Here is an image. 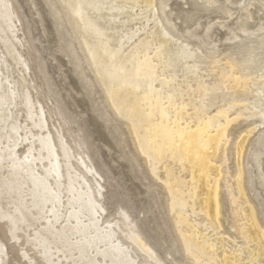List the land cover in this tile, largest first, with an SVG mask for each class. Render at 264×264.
Returning <instances> with one entry per match:
<instances>
[{
    "label": "bare ground",
    "instance_id": "obj_1",
    "mask_svg": "<svg viewBox=\"0 0 264 264\" xmlns=\"http://www.w3.org/2000/svg\"><path fill=\"white\" fill-rule=\"evenodd\" d=\"M56 1H58L61 7L60 13L62 14V17H64L68 21L71 27V30L74 34V37L78 41L80 51L83 53L85 57V63L88 66V69L92 72L96 84L101 88L102 93L105 97V101L109 104V107L111 108L115 116L118 117L120 120L127 123L130 134L133 138L134 144H136L138 152H140L141 154L145 156V160L152 174H156V172L157 171L159 172L160 170L163 171L164 173L163 184H164L167 196L169 198L168 200H170L171 202L170 209L176 216V225L180 231H183V232L186 231V233L187 232L190 233V235H186L185 233H182L181 235L184 241L183 244H185L186 246L185 250L191 256H193L195 260L197 258L198 260L203 262L205 260V258L203 257H206V259L207 258L210 259V260L207 259L209 262L210 261L215 262L216 260L213 259L214 257H211V256L216 254L215 253L216 251L222 250V247H225V243L227 242L226 239L224 238L226 236H223L221 233V224H220V216H221L220 210L221 209H220V200H219V196H220V184L219 183L221 182L222 179L227 178L226 175L228 174L226 171L223 172L222 170H220L221 168H218L215 163L218 157V154L220 153L221 150H224V147L226 146L224 142L226 143L227 133H228V129H227L228 125L224 126L221 123L223 122L221 120H223L225 114L227 115V113L225 112H232V111H235L236 109L238 111L237 112L238 114L236 113L238 120L249 118L248 120H257V121L260 120L264 124V37L262 36L261 40H259L258 42L257 41L254 42V45L252 48L249 46L250 48L240 49V51L238 50L239 48L237 47L239 44L235 43V44H238L236 46V48H238L236 49V51L238 50L237 55L238 56L241 55V59L235 58L234 60H232V63L230 64V66L228 64L227 67L224 65L225 67L223 69L222 68L218 69L219 71L217 73L216 78L214 79V82L208 85L204 81H200L198 77H197L198 79H195L196 77L195 75H197V73L198 74L200 73L199 70L204 68L203 65H206V64L202 65L201 63V66L203 67H201L200 69L199 67L200 64L198 65L199 62L197 60L199 58L197 55L198 52L197 53L194 52L196 49L194 51H192L193 50L192 49L189 52L186 46L184 45L179 48H175L174 46H176L177 44L173 45L174 41L172 40V37H173L172 34H170L167 31H162L163 29L160 30L159 26L161 25L159 24H158L159 26L157 27L156 31H150L148 32L147 36L144 35V38L146 37L144 41L143 40L142 42L137 41L139 44L133 45V46H126L124 44L125 40L128 38L130 39L131 35L134 34V32L140 33L138 30H141V32L143 31L142 30L143 25H141L140 27L129 29L128 26H130V24L127 25L126 21L132 20L133 22V20H137L142 23L144 19H147V16L148 14H150V11L153 10L152 9V4L154 3L153 0H146V1H149L148 3L149 5H146L147 8L145 7L146 9L144 11L136 15H135V10H133V7H131L132 11L130 9V3H129L130 0H56ZM189 1L190 0H188V2ZM262 1H263L262 6L264 8V0ZM214 2H217V1L214 0ZM200 3L204 4V0H195L192 6L193 7L195 6V9H196L197 6L198 7L200 6ZM207 3L208 2H206V4ZM212 6L214 7V4H212ZM212 6H207L205 10L203 8L202 10H204V12L205 11L207 12L210 9L211 11V8H208V7H212ZM257 6L260 7V5H257ZM193 7L191 8L193 9ZM214 8H216L215 12L217 13V12H220L219 9L223 12L222 8L224 9L225 7L215 6ZM228 8L226 7V9L229 11L230 8L229 9ZM153 11L155 12V10ZM212 11H214V9H212ZM188 12L186 13L188 14ZM193 14L190 13L187 16V18L191 19L197 16ZM224 14L229 15V13H224ZM122 17H125V19L127 18V20L122 22L124 20ZM196 19H199V18H196ZM137 21H135L136 24H137ZM6 22H8V24L10 22L9 24L10 29L11 27H14L13 29H15V27L16 29L18 28L17 31H18V34H20V36L19 35L17 36L18 39L20 40V42H23L25 44V46L24 44L23 46L26 48V50L27 48H30L28 47L27 42L24 41V39L26 40L25 33L22 29L21 20L19 18V15L17 14L16 7L14 3L12 2V0H0V36H2L4 40L6 41L7 49L4 48V50L6 49L5 53L7 56L6 55L5 56L7 57V61L10 62V64L12 65L14 69H17L16 71H19L20 73H22V70L25 68L23 69L22 67L20 68V65L23 66V64H21L22 61L20 62V59H19L20 55L17 53L18 52L16 50L17 48L13 45V40H12L13 35L12 37L10 36V33H12V31L9 30L8 26L6 25L7 24ZM147 24L148 25H145V26H149V23ZM250 39H251V36H250ZM5 41L3 42L5 43ZM152 41L160 43L159 45H162V48L166 50L167 57L165 60L168 64L167 67L169 68V69L167 68V70L170 73H168L167 70H166L167 74L163 72L164 70L162 72H159L156 70L157 67L155 66V64L154 65L149 64L151 63L150 59L154 60V55L157 53H160V52L155 53L156 51H154L155 54L153 55V58H151L152 56L149 57L150 52H151L150 47L152 46V43H153ZM245 41H246V37H245ZM253 41H255V39ZM128 43H129V40H128ZM16 44H18L17 41H16ZM255 45H258L259 48H256ZM227 48H229V46ZM157 49L160 50V48H157ZM254 49H259L260 52L256 55H252L251 53L253 52ZM231 51H232V47H231ZM228 54H232V52ZM114 57L115 59L116 58L117 59L114 60ZM212 59L215 60L214 58ZM237 59H239L240 61ZM162 60H163V57H162ZM1 61H0V139L2 138L3 140L4 138L6 140L4 141L5 143H3L2 148H4V150L9 151L10 149H15L16 146L17 147L19 146L18 144L20 140L22 141L23 139V138L21 139L22 132L20 128V125L22 124V122L20 125L18 124L19 122L18 123L15 122V120H18V119H14L15 114H16L15 112H17V110L19 111L21 110V113L22 111L24 113L26 112L29 118L30 124H31L30 125L28 121V124L30 126L29 128L37 129L38 136H35L34 138L39 139L38 144L40 143L39 144L40 147L38 146V149L35 150L37 151V153H35L36 157H33V156L32 157L36 158L35 160L36 162L34 161L35 163H37V161L40 160L39 165L41 164V166H43L42 169L44 170L42 174L38 167L37 169L39 173H41V175H38L36 173L37 169L35 171V173L37 174L36 175L31 167L32 164L31 163H29L31 165L25 164L27 161H25L24 158H22L20 162L23 159L24 160L17 165H15L14 163L12 164L11 162V165H13L14 167H10V169L7 171L6 169L9 167L7 168L6 166L3 167V168H6L5 169L6 176L5 175L0 176V199L2 198V196L3 198H5L4 196L8 195L9 201L6 198L7 204L5 205L4 203L1 204L0 208L2 211L9 213L10 218L6 220L8 221L7 225H9V229L13 225H17V226L20 225V224H17V222L20 220L25 221L26 218H29V217L32 218V215L34 213H36V216H38V214L41 213L42 214L41 216L45 217L44 219L45 222H44L42 221L43 219L40 216V218L42 219L41 221L42 223L44 222V224L48 222L51 223V221L58 219V216H60L61 214V213L58 214V212L61 210L60 207H62V203H63L62 194L63 193L65 195L67 194L65 193V190L68 191V194L63 197V199L65 200L64 204H66V208L62 207L64 211L63 212L64 214L62 215L64 216L66 215L67 217V213L69 212V210L70 209L74 210L75 209L74 207L76 205L78 207L79 206L81 207V205H78V204L81 201L83 202L84 199L86 198L87 200H90L91 202L93 201L96 204L95 206L96 209L91 214L92 215L91 218L93 219L92 222L93 223L95 222L97 224L98 222L101 221V217H100L102 213L101 209L102 210L104 209L101 208L99 205V200H98L99 191H97L95 188V186L97 187V184L95 186L93 185L95 184L94 182L95 179L92 177L93 171H94L93 167L91 163H89V161H87V159L85 158V157L89 158L88 153L84 152L83 155H79V160L81 161L80 164L82 165L83 169H85V174L84 173L80 174L78 170L74 169V166L72 164L73 159H74V151L78 149L79 150L82 149L80 138L77 135L76 137H72V138L67 137V133L70 130L67 128L68 122L65 119H60V122L56 123L58 125L53 127V129H50L48 127L47 122L49 121V116L53 117V113L50 112V110L49 112H46V110L43 107L41 108L38 100L36 99L37 97L33 98L34 96V95L32 96L33 88L31 89L30 83L25 78L23 79L20 77L17 80L16 83L19 88L18 90L19 94L18 93L14 94V92H16L15 90H17V87H16L13 94L14 95L18 94V98H17V95L16 97H14L13 94L11 93V91L13 90H10V91L8 90L7 85L5 83L6 81H4L6 80V78L4 79L2 76V71H4L3 70L4 64ZM205 63H208V61ZM215 63L216 64L214 63L213 64L214 65L218 64L217 61ZM212 67L213 65L212 66L210 65V68ZM211 73L214 74L213 71ZM179 77L180 79L178 80ZM191 77H194V78L191 79ZM186 79H190L192 81L194 80V82L195 80L197 81L199 80L201 82L200 84H198L199 82L197 81H196L197 84L195 83L196 87H199V89L198 90L196 89L195 94L193 93L194 100L193 99L191 100H193V102H195L194 104H196V106H194L192 103L194 108L196 107L195 108L196 111L194 109L195 113H193L190 117L188 116V113L185 112L186 107H182V109L185 108L184 111L182 109L176 108V107H179L177 104L180 103V102L176 103L177 99H179V97L181 98V96L186 92L185 88L188 87L186 84L189 80L187 81ZM7 80H8V77H7ZM7 82L9 83L8 86H10V82L9 81ZM12 86H10V89ZM184 86H187V87H184ZM186 93H189V92H186ZM185 96H188V95H185ZM15 98H17V100ZM218 100H221V103L223 102V105L218 107V113L215 116L208 119L206 116L209 114L210 110L213 109L212 108L213 105L217 104ZM182 101L183 100H181V102ZM170 103L173 104L172 108L170 105L167 107V105ZM10 104L15 105L14 106L15 108L12 110H16V111L10 112V108H8L10 107ZM190 104L191 103H189V105ZM186 105L187 104H185V106ZM177 109L180 111H177ZM187 118H190V119H187ZM169 122L171 124H169ZM225 124H226V121H225ZM254 127L255 128L249 130V133L255 130L257 128V125H255ZM27 130H25L26 133L23 130L25 134L28 133ZM35 132L36 131H33V133ZM25 137L24 139H26ZM30 137L28 138V140L30 139ZM30 140L32 143V139ZM247 142H248V136H243L240 143L236 146L237 147L236 155H237L238 162H239V174H238L239 176H238V179H236L238 180L237 182L238 186L237 188H235L236 190H234L233 187H231V185L230 186H227L226 184L224 185H226V189L228 188L227 194L229 197V201L231 200L230 202H232V205H234L233 210H232V215L234 217V223H235V227L237 228V232H239L240 234L239 235L240 238L247 240L246 243H248L249 245H254L256 248H259V253L261 256H263L264 255V233L257 221L254 209L247 202L246 194L243 189V185L241 184L242 169L240 168V166H241L242 158L244 156V149H245ZM8 151H3V152L8 153ZM0 154L3 155L2 152H0ZM6 155L7 154H5V156ZM5 156H4V159H5ZM9 157L11 158V156ZM28 158H30V156ZM0 159H2L1 156H0ZM1 161L2 160H0V162ZM11 161H13V159ZM16 161L18 160H15L14 162ZM225 162L226 160L224 158L223 163ZM4 163L6 162L4 161ZM9 164H6V165H9ZM37 164H34V168ZM24 165L25 166L27 165L26 168H24ZM42 169L41 171H43ZM1 172L3 173V170L2 171L0 170V173ZM93 179H94L93 181L94 183L92 184ZM223 181L225 183L226 180H223ZM37 184L40 186V188L38 190L35 189L36 193L35 191L33 193L35 185L38 186ZM235 184H236V181H235ZM61 190H64V192L62 193ZM236 191L238 194L236 193ZM236 196H240L238 201L235 200L237 199ZM240 200L242 201V203H245L244 205L246 206H240L239 204V202H241ZM235 201H237L238 204ZM82 202L80 204H82ZM85 202L86 200L83 202V205L85 204ZM88 205H91V204L89 203ZM93 206H90V207L93 208ZM43 210H45L46 216L43 215L45 214ZM77 210L74 212H77L78 214ZM71 212L69 213L70 215H71ZM74 212L72 215L75 214ZM83 212H84V209H83ZM64 216L62 219L65 218ZM75 216L72 217L71 220H73ZM102 217H103V214H102ZM197 217L198 218L201 217L204 219V221L202 222L204 223L202 227H203V230H205L207 233H204V234L198 233L199 231L197 230L196 227H195L196 229H191L192 226L190 224H192V222L190 223V221L191 220L193 221V219ZM33 218H36V220L39 219V218L37 219V217H33ZM91 218L90 219L88 218V220L91 221ZM62 219H60V221ZM75 220L76 218L74 219V221ZM80 220L81 219L79 218L78 221ZM28 221H33V220L29 219ZM58 221L59 219L57 220V223ZM69 221L62 220L63 223L69 222ZM243 221H246L247 223L243 224ZM80 222H83V221H80ZM80 222H78V224ZM89 222H88V225L89 226L92 225V222L91 224H89ZM27 223H30V222H24L26 226L28 225ZM33 223L37 225L39 221L38 222L33 221ZM53 223L54 222H52V225ZM35 224L34 225L32 224L33 225L32 227L36 226ZM96 224H93V227H97ZM117 224L119 223L117 222ZM25 225H23L22 227H25ZM17 226L15 227L17 228ZM30 226L28 225L27 227H30ZM47 226L51 227L50 225H47ZM68 226H69L68 227L69 229L76 227V226L72 227L70 226V224ZM31 228L29 229L26 228V229L30 230ZM44 228H46V226ZM64 228L61 230H66ZM82 228H86V226ZM41 229L39 230V232L37 233L35 232L36 234L33 236L38 238L37 240L41 242L44 241V244L45 242H51V243H54V245H56L55 242L51 238H50L51 239L50 241L49 239H46L49 237L47 236L46 233L42 232ZM189 229L196 231L193 234L194 237L191 234V232L193 233V231H189ZM13 230L14 229H12V231ZM28 230H26L27 231L26 234L22 235V239L25 243L27 242V240H29L28 242L31 243L29 238L32 236V234H30ZM82 230L84 231V229ZM82 230L80 229L79 231L82 232ZM86 230L88 231V229ZM95 230L97 231L98 229L96 228ZM99 230L97 232H100ZM47 231L50 232L51 231L50 228ZM102 232L104 233L103 229H102ZM110 232H107V233L110 234ZM32 233L34 232L32 231ZM56 233L58 234V232ZM107 233L105 229V234ZM112 233L113 232H111V234ZM118 233H120L122 245L117 247L116 246L117 243H115L114 245L116 247H110L107 249L106 254L104 256L109 260L113 257L117 258L116 256L118 255L121 246L126 245L125 241L143 242L142 236L139 235L138 228L134 224H131V221L130 222L122 221L120 223V232ZM57 234L56 235L51 234V235H53L54 238H56L58 236ZM114 234L112 235L114 236ZM64 235L66 236V234ZM99 235L101 236V233ZM62 236L61 238H63ZM57 238L58 240H60L59 237ZM34 239L35 238H33V241H35L34 244H36V240ZM88 240L90 241L93 239H88ZM63 241H64V238H63ZM86 242H87V239H86ZM80 243L82 242H79V244ZM44 244L40 243L41 246L51 245L52 247L51 249L49 247V250L50 251L52 250L53 244H49V243L48 244L46 243V245ZM130 244L132 245V243ZM142 245L144 244L142 243ZM56 247L57 248L55 249L59 248L57 245ZM61 247L59 249H62L64 246L62 248ZM91 247H93V245ZM55 249H54V252L59 253V251L60 252L62 251V250L55 251ZM46 251L47 250H44V252ZM122 251H123V248H122ZM200 253L207 255L208 257L201 256L203 259L201 260ZM54 254H57V253H54ZM83 254L84 252L82 253V255ZM82 255H80V257L77 258V260L79 259L81 261L83 258ZM101 256L103 257V255ZM237 257H239V255L235 253L231 254L230 256L226 255L225 258L222 259V264H237V261H238ZM87 258H86V262L88 261ZM56 259H59V258L57 257ZM83 260L85 261V257ZM96 260H98V258H96ZM73 261H75V259ZM111 261H113V259H111ZM136 261H138L137 258H136ZM56 263H58L57 260H56ZM134 263L136 262L134 261L132 264ZM204 263L206 264V262ZM73 264H77V262L76 263L74 262ZM78 264H85V263L81 262ZM111 264H114V263L112 262ZM120 264H123V263H120Z\"/></svg>",
    "mask_w": 264,
    "mask_h": 264
},
{
    "label": "rangeland",
    "instance_id": "obj_2",
    "mask_svg": "<svg viewBox=\"0 0 264 264\" xmlns=\"http://www.w3.org/2000/svg\"><path fill=\"white\" fill-rule=\"evenodd\" d=\"M192 1L194 2L195 0H190L189 2L191 4L188 2V0H153L154 3L152 4V9L155 10L156 13L153 10H151L150 14H148L147 16V19H144L142 23L137 20H133V22L132 20L126 21L127 18L125 19V17H122L124 19L122 22L126 21L127 25L130 24V26H128L129 29L140 27L141 25H143L142 27L143 31L141 32V30H138L140 33L134 32V34L131 35L130 39L128 38L125 40L124 44L126 46H133V45L139 44L137 41H141V42L142 40L144 41V39L146 38V37L144 38V35L147 36L148 32L156 31L157 27L161 25L159 26L160 30L163 29L162 31H167L170 34H172L173 36L172 40L174 41L173 45L177 44L176 46H174L175 48H179L184 45L186 46L189 52L192 49H193L192 51L196 49L194 52L196 53L198 52L197 53L199 57L197 59L199 62L198 65L200 64L199 65L200 69L203 66L204 68L199 70L200 73L199 74L197 73V75H195L196 77L195 76L194 77L195 79L199 78L200 81H204L206 84L209 85L214 82V79L216 78L217 73L219 71L218 69H221V68L223 69L225 66L227 67L228 64L230 66V64L232 63V60H234L235 58L241 59V55L239 56L237 55L238 50L240 51V49H247L250 47L252 48L254 45V42L256 41L258 42L259 40L262 39L261 38L262 36L264 37V10H263L264 8L262 6L263 1L262 0L260 1L259 0H216L217 2H214V0L212 1L204 0V4L200 3L199 7L201 9L198 6L195 9V6L194 7L192 6L193 5ZM12 2L14 3L17 14L19 15V18L21 20L22 29L25 33V38H26V40L24 39V41L27 42L28 47L30 48H27L26 50V48L24 47L25 44L23 42H20V40L18 39L17 36L18 35L20 36V34H18V31H17L18 28L16 29L15 27V29H13L14 27H11L10 29L9 24L11 21L9 22V24L8 22H6L7 23L6 25L8 26L9 30L12 31V33H10V36L12 37L13 35L12 37L13 45L17 48L15 49L18 51L17 53L20 55L19 59H20V62L22 61L21 64H23V66L20 65V68L21 67L22 69L25 68L22 70V73H20L19 71H16L17 69H14L12 67L10 62L7 61V57H6L7 55L5 53L7 49L6 41L4 40L2 36H0V42H1L0 59L4 60V61L0 60L4 64V68H3L4 71H2V76L4 79L6 78V80L4 81H6L5 83L7 85V88L9 91L13 90L11 91V93L13 94L14 90L17 87V90H15L16 92H14V94L15 93L19 94V91H18L19 88L16 82L20 77L23 79L25 78L30 83L31 89L33 88L32 89V96L34 95L33 98L37 97L36 99L38 100L41 108L43 107L46 110V112H49L50 110V112L53 113V117L49 116V121L47 122L48 127L50 129H53V127L58 125L56 123H59L60 119H65L68 122L67 128L70 131L67 133V137L72 138V137H76L77 135L80 138L81 145H82L81 150L78 149L74 151V159L72 163L74 166V169L78 170L80 174L81 173L85 174V169H83L82 165L80 164L81 161L79 160V155H83L84 152H87L89 158L87 157L85 158L87 159V161H89V163H91L93 170H94L92 177L95 179V181L93 179L92 184L94 182H95V184H93L94 186L97 184L98 188L96 186L95 188L100 193V194L98 193L99 205L104 210L101 209V212H102L100 215L101 221L98 222L99 224L98 223L96 224L95 222L93 223L91 214L96 209L95 208L96 204L93 201L91 202L90 200H87L85 198L84 199V201L86 200L85 204L83 205L84 201L83 202L81 201L82 204H80L81 202L78 204V205H81V207L80 206L78 207L76 205L74 207L75 208L74 210L70 209L71 211L73 210L72 212L69 210V212L67 213V217H66V215L65 216L62 215L64 214L63 208H66V204H64L65 200L63 199V197L68 194V191L65 190V193H67L65 195L63 193L64 190H61V192L63 193V194L61 193L62 200H63V203H62L63 208L60 207L61 212L59 211L58 214L61 213L60 216L62 217L58 216V219H59L58 223H57L58 219L51 221V223L50 222L45 223L51 226L52 222H54L53 225L51 226L52 228L44 224L45 217L41 216L42 214L41 213L38 214L37 212L39 217L36 216V213H34L32 215V218L29 217V218H26V220L23 219L25 221H22V220H20L21 222L18 221L17 224H20L21 226L13 225L9 229V225H7L8 221H6L10 218L9 213L2 211L0 208V264H71V263L73 264L74 262L75 263L77 262V264L81 262L82 263L84 262L85 264H89V263L90 264H97V263L111 264L112 262L114 264H120V263L132 264L134 261L136 262L134 264H150V263L151 264H199L200 262H201L200 264L204 262H206V264L207 263L222 264V259H224L226 255L230 256L233 253L239 255V257H237V260H238L237 264H264V255L263 256L260 255L259 248H256L254 245H249L248 243H246L247 240L240 238L239 236L240 234L239 232H237V228L235 227V223H234V217L232 215V210H233L234 205H232V202H230L231 200L229 201V197L227 194L228 188L226 189V185L227 186L231 185V187H233L234 190H236L235 188H237L238 186L237 185L238 180L236 179H238V176H239L238 175L239 174V162H238V158L236 155L237 154L236 146L240 143L243 136H248V142L246 143V146L244 149V156L242 158L241 166H240V168L242 169L241 184L243 185V189L246 194L247 202L254 209L257 221L264 233V124L263 122H261L260 120H258L259 122L257 120H248L249 118L238 120L237 119L238 111L236 109L235 111H232V112H225L227 113V115L225 114L223 120H221L223 121L221 123L224 126L228 125V128H227L228 133H227L226 143L224 142L226 146L224 147V150H221L220 153L218 154V157L215 163L218 168H221L220 170H222L223 172L226 171L228 174L226 175L227 178L222 179L221 182L219 183L220 184L219 200H220V209H221L220 210L221 233L223 236H226L224 238L226 239L227 242L225 243V247H222V250L216 251L215 252L216 254L211 256V257H214L213 259H215L217 262L216 261L209 262L208 260L210 259L207 258L208 259L207 260L206 257H203L207 255L200 253L201 260H203L202 257L205 258V260L202 262L196 258V260L199 262L198 263L195 260V258H193V256H191L185 250L186 246L185 244H183L184 241L181 235L182 233H185L186 235H190V233L188 232L186 233V231L185 232L180 231L176 225V216L170 209L171 202L170 200H168L169 198L167 196V193H166V190L163 184V181H164L163 171L160 170L159 172L157 171L156 174H152L145 160V156L141 154L140 152H138L136 144H134V141L130 134L127 123L120 120L118 117H116L113 111L111 110V108L109 107V104L105 101V97L102 93L101 88L96 84L92 72L88 69V66L85 63V57L83 53L80 51L78 41L75 39L68 21L64 17H62V14L60 13L61 7L58 1L56 0H12ZM206 2L208 3L206 4ZM129 3H130L131 11H132L131 7H133V10H135V15L144 11L147 8L146 5H149L148 4L149 1H146V0H137V2L136 0H130ZM131 3L133 4V6ZM212 4H214V7L224 6L225 8L224 9L222 8L223 12L220 9L219 11L222 14L229 13V15L227 14L222 15L220 12L216 13L215 12L216 8H214ZM257 5H260V7ZM207 6H212V7H208V8H211V11L209 9L207 12L206 11L204 12ZM191 7H193V9ZM226 7L230 8V9L228 8L229 11L226 9ZM202 8L204 10H202ZM197 9L200 11V13ZM212 9H214V11H212ZM187 10L190 12H188ZM186 12H188V14ZM190 13L191 14L194 13L193 15H197V16H195V18L193 17L191 19H188L187 16ZM196 18H199V19H196ZM130 21L132 24L130 23ZM135 21H137V24ZM147 23H149V26H145V25H148ZM144 29H146L147 31ZM15 36L17 39L15 38ZM250 36L252 40L250 39ZM245 37H246V41H245ZM253 38L255 39V41H253L254 40ZM128 40H129V43H128ZM3 41H5V43ZM16 41L18 44H16ZM153 43H152V46L154 47L152 46L150 47L151 52H150L149 57L152 56L151 58H153V55L157 52H160L161 54L160 53L155 54L156 56L154 55V60L150 59L151 63L149 64H152V65L155 64V66L157 67L156 69L157 71L162 72L164 70L163 72L167 74L168 64L165 60L167 57L166 50L162 48V45H159L160 43L158 42H153ZM235 43H238L239 45ZM228 46L229 48H227ZM236 46L239 49L236 48ZM231 47H232V51H231ZM255 47L259 48L258 45H255ZM4 48L6 49L4 50ZM152 48H154L155 50ZM157 48H160V50ZM236 49L238 50L236 51ZM254 50L251 53L252 55H256L260 52L259 49H254ZM154 51L156 52L154 53ZM229 51L232 52V54H228L230 53ZM162 57H163V60H162ZM212 58H214L217 61L218 63L217 65H214L216 64L215 63L216 61L213 60ZM116 59L114 57V60ZM207 61L209 64L205 63ZM201 63L202 65L206 64L208 66L206 65L201 66ZM210 65L211 66L213 65V67L210 68ZM212 71L214 72V74L211 73ZM168 73L170 72L168 71ZM7 77H8V80H7ZM194 77H191V79ZM179 79L180 77L178 78V80ZM186 80L187 81L189 80L186 84L188 87L187 86H184V87H187L185 88L186 92H189L190 94L185 92L181 96V98L179 97L176 103L177 102L178 103L183 102V103L177 104L179 107H176V108L182 109V107H186V109L183 108L182 110L184 111L185 109L186 110L185 112L188 113V116L190 117L196 111L195 109L196 107L194 108L196 104H194L195 102H193L194 100L193 96L196 92V89L198 90L199 87H196L197 80H195V82L194 80L192 81L190 79H186ZM7 81L10 82V86H12L14 83L16 84H14L10 89V86H8L9 83ZM200 81L199 80L197 81L199 82L198 84L201 83ZM14 94L13 96L16 97L17 95V98H18V94L16 95ZM185 95H188V96H185ZM17 98L15 99L17 100ZM180 99L183 101L181 102ZM189 103L191 104L189 105ZM192 103L194 106L192 105ZM185 104L187 105L185 106ZM12 105L13 104H10V107H8L10 108V112L16 111V110H12L15 108L14 107L15 105L13 106ZM169 105L171 106V108L173 107L172 103L168 104L167 107ZM221 105H223V102L221 103V100H218L217 104L213 105L212 107L213 109L210 110L209 114L206 117L209 119L215 116L218 113V107H220ZM177 111H180V110L177 109ZM15 113L16 114H15L14 119H18V120H15V122L17 123L19 122L18 123L19 125L22 122V124L20 125V128L22 132L21 139L22 138L23 139L22 141L20 140L21 143L19 142L18 144L19 146L18 147L16 146L17 148L15 147V149H10L9 151L4 150V148H2V145L3 143H5L4 141L6 140L4 138L3 140L2 138L0 139V147H1L0 150H2L0 152H2L3 154V155L0 154L2 158L0 159L2 160L0 162V167L1 168L5 166L6 168L9 167L7 169L0 168L1 171L3 170V173L1 172L0 176L1 175L6 176L5 172L9 170L10 167H14L13 165H11V162L12 164L14 163L15 165H17L21 163L24 159L25 161H27L26 163L24 161L25 164H28V165L32 164L31 167L34 173L36 169L39 167L40 172L43 174L44 172V170L42 169L43 166H41V164L39 165L40 160L37 158L39 160L37 161L38 163L37 164L35 163L36 158H33V157H36L35 153H37V151L35 150L38 149V146L40 144V143L38 144L39 139L34 138L35 136H38L37 129L35 128L36 129L35 130L34 128H29L30 121H29V118L26 112L24 113L22 111L21 113V110L20 111L17 110V112ZM187 119H190V118H187ZM28 121H29V124H28ZM225 121H226V124H225ZM169 124L171 123L169 122ZM255 125H257V128L253 130L251 133H249V130L255 128L254 127ZM26 127L28 128V130ZM23 130L24 131L27 130L28 133L25 134L26 131L24 133ZM33 131H36V132L33 133ZM24 134L26 135V137ZM24 137L26 139H24ZM29 137L30 139H32V143L30 139H29L30 141L28 140ZM3 151H8V153L9 152L10 153L8 155V153L3 152ZM5 154H7L6 156L8 157H6ZM4 156H5V159H4ZM9 156H11V158ZM29 156L30 158H28ZM222 157L225 158L226 160L225 163H223L224 158ZM22 158L24 159L20 162ZM12 159L13 161H11ZM3 160L6 163H4ZM15 160H18L19 162L18 161L14 162ZM6 164H9V165H6ZM34 164H37L36 165L37 167L35 166L34 168ZM26 166L24 165V168H26ZM41 169L43 171H41ZM36 173L38 175H41L38 169ZM223 180H226L225 183ZM235 181H236V184H235ZM38 186L35 185L33 193L34 191L36 193L35 189L38 190L40 188V186L39 187ZM4 197L5 198H3L2 196V198L0 199V205L3 203L5 205L7 204V200L9 201L8 195ZM239 197L240 196H236L237 199L235 200L238 201ZM89 203L91 205H88ZM239 204L240 206H246L244 205L245 203H242V201L239 202ZM90 206H93V208ZM76 208L77 209L79 208V209L77 210ZM83 209H84V212H83ZM76 210L78 211L79 215L77 214V212H74ZM43 211L45 212V210ZM70 212H71V215L69 214ZM73 212L75 213L74 215H72ZM102 214H103V217H102ZM43 215L46 216V212ZM40 216L43 220L40 218ZM63 216L65 217L64 218L65 220L62 219ZM74 216L77 221L80 218L81 219L80 221H83V222L78 221L80 222L78 224L76 220L75 221L77 223L74 221L75 218L71 220L72 217ZM33 217H37V219L38 218L39 219L36 220V218H33ZM88 218L89 219L91 218V221L88 220ZM27 219L37 221V222L39 221V223H37L36 225L35 223H33V221H28ZM60 219H62L63 221H69V220L70 221L64 222L65 224L67 223L65 225L62 222V220L60 221ZM41 220L44 222L42 223ZM121 220L126 221V222L131 221V224H134L138 228L139 235L142 236L143 242L125 241L126 245L121 246L120 251L118 255L116 256L117 258L113 257L111 258L113 259V261H111V259L110 260L107 259L104 255L106 254V251L108 248L116 247V246L119 247L120 245H122L120 233H118L120 232V223L122 222ZM116 221L119 224H117ZM203 221L204 219L201 217L200 218L197 217L193 219V221L191 220L190 221V223L192 222V224H190L192 226L191 229L197 228V230L199 231L197 232L200 234L207 233L205 230H203V227H202L204 224L202 223ZM24 222H30L27 224L31 226L27 227L28 225L26 226ZM88 222L89 224H91L92 222V225H90L91 227L88 225ZM68 223L70 224V226L72 227L76 226V227L69 229ZM244 223H247V222L243 221V224ZM32 224L33 225L35 224L36 226L32 227L33 226ZM93 224H96L97 227H93ZM23 225H25V227L28 229L31 227L33 229L31 228L32 230L31 229L28 230L25 227H22ZM44 225L46 226V228H44L45 227ZM79 225L80 226L82 225L81 228ZM15 226H17V228ZM85 226L86 228H82ZM48 227L51 230L50 232L47 231L49 229ZM63 228L66 230H61ZM96 228L98 230L101 228L99 230L100 232H97L98 230L96 231L95 230ZM12 229L14 230L12 231ZM40 229L42 230V232L46 233L47 236L49 237L46 239H49V241L52 239L59 248L61 246L62 247L64 246L63 247L64 249L62 247H61L62 249H59V248L55 249L57 247L56 245H54V243L45 242L44 244V241L41 242L37 240L38 238L34 237L33 235L39 232ZM80 229L81 230L84 229V231L82 230L81 232L79 231ZM86 229H88V231ZM102 229L104 233L102 232ZM105 229H106V233L112 230L111 231L113 232L112 234L115 233L114 236L111 234V232L110 234L107 233L108 235L105 234ZM191 229H189V231H193V233L191 232L193 236L194 232L196 231L191 230ZM26 230H28V232H30V234H32L33 236L29 238L31 243H29L28 242L29 240H27L29 244L27 242L25 243L22 239V235L26 234L27 232ZM32 231L34 233H32ZM56 232H58V234ZM59 233L60 234L62 233V234L60 235ZM100 233H101V236L99 235ZM51 234H54V235L57 234L58 235L57 237H59L60 240H58L56 236L55 237L57 239L54 238V236ZM64 234H66V236ZM61 236L64 238V241H63V238H61ZM33 238H35L34 240H36V244H34L35 241H33ZM86 239H87V242H86ZM88 239H93L94 242L93 240L89 241ZM79 242H82L83 244L82 243L79 244ZM90 242L91 243L93 242V243L91 244ZM40 243L44 245H46V243L53 244V248L50 251L49 247L51 249L52 247L51 245H46V246L42 245L43 246L42 247ZM115 243H117L116 246L114 245ZM130 243H132V245ZM142 243L144 245H142ZM92 245L93 247H91ZM122 248H123V251H122ZM54 249L55 251L62 250L61 251L62 253L60 251H59L60 254L58 252H54ZM44 250H47V251L44 252ZM83 252L84 254L82 255ZM54 253H57V254H54ZM61 255L63 256V258ZM80 255H82L83 257L81 261L79 259L77 260V258H79ZM101 255H103V257ZM91 256H93L94 259ZM57 257L59 259H56ZM84 257H85V261L83 260ZM73 258L75 259V261H73L74 260ZM86 258L90 262L88 261L86 262ZM96 258H98V260H96ZM136 258L138 261H136ZM54 259H56L58 263H56V260Z\"/></svg>",
    "mask_w": 264,
    "mask_h": 264
}]
</instances>
